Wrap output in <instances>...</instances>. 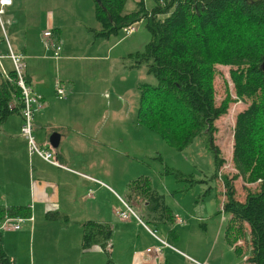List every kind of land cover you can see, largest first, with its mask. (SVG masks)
Here are the masks:
<instances>
[{
  "label": "trees",
  "instance_id": "trees-1",
  "mask_svg": "<svg viewBox=\"0 0 264 264\" xmlns=\"http://www.w3.org/2000/svg\"><path fill=\"white\" fill-rule=\"evenodd\" d=\"M98 1L92 0L96 36L116 35L139 20L144 21L149 34L143 49L128 55L135 67L144 65L145 72L155 80L138 85L136 124L176 149L187 147L202 133L209 136L214 163L210 178L219 179L223 188L221 210L228 214L224 232L232 235L227 242L239 241L234 250L244 247L247 263L264 264V0H152L150 9L138 0L127 12L126 0ZM217 65L231 67L229 78L235 98L248 100L232 126L230 160L235 174L230 178L219 172L223 160L212 143L215 120L231 101L226 92L219 104L215 103L213 78ZM6 75L8 78L0 71V123L11 114L21 118L16 75L13 69ZM23 80L28 85L24 72ZM172 174L178 181L186 178L187 188L193 182L190 176ZM238 177L245 184L255 183L242 201L235 198L232 184ZM126 189L128 196L141 201L148 219L163 224L174 221L163 195L146 176L127 182ZM6 216L28 217L30 210L0 206V222ZM109 237L107 225L92 221L83 224L82 247L98 244L104 249ZM0 264H10L1 245Z\"/></svg>",
  "mask_w": 264,
  "mask_h": 264
},
{
  "label": "rangeland",
  "instance_id": "rangeland-1",
  "mask_svg": "<svg viewBox=\"0 0 264 264\" xmlns=\"http://www.w3.org/2000/svg\"><path fill=\"white\" fill-rule=\"evenodd\" d=\"M137 1L126 0L124 10L127 12L134 9ZM142 1L146 9L151 8L152 0ZM89 2L92 6V0ZM81 5L82 0H13L12 6L4 9L11 8L10 15L14 14L12 18L16 17L17 23H19V19H21L20 21L24 20L23 22L28 28L25 36L23 34L18 36L17 46H22L26 40L30 42L28 45H31L38 38L43 49L42 39L37 34L41 35L43 26L49 27L45 21L50 18L53 20V26L60 22L64 24L61 41L57 39L56 42L59 47L60 43L64 42V47L68 46L72 50L71 52L81 54V52H85V48L88 49V52H93L99 45V53L103 54L108 43H114L110 51L106 53L108 60L80 61L84 75L89 77L92 74L96 78L103 76L108 78L111 84L112 92L109 96L107 89H98L99 85L96 82L93 98L88 99V113L97 122L95 129L97 126L101 128L105 124L100 134L105 141L110 143L107 148L108 168L102 167L106 164L104 160L94 159L95 166L87 169L86 173L99 178L101 184L91 187L92 198L86 197L87 189L80 187L75 190L71 197L73 203L69 204V222L59 230V233L55 232L54 225L36 217L31 231L32 239L30 240L28 263L25 264L43 262L39 241L44 242L45 245L42 247L50 251L62 246L69 248L71 252L69 255L74 257L76 248L80 249L82 246L81 234L83 233L79 229L80 222L86 218L96 220L104 218L106 221L107 216L110 217L107 221L111 228L107 244L111 250L113 247L121 250L123 246L130 247L133 243L132 250H137L148 238L147 242L152 239L147 231L150 230L175 249H166L165 260H156L153 264H249L245 261L247 252L244 247L238 252L234 250V246L239 244V241L235 239L234 244L227 242L228 239H232V235H226L224 232L228 214L221 210L223 188L219 179L210 178L214 163L209 136L202 133L196 136L187 147L176 149L168 145L159 135L135 122L138 99L137 84L141 82L153 84L155 80L145 72L144 65L134 70L123 69V65H133L135 62L133 59L123 61L120 57L129 52L143 49L149 39L144 21L139 20L133 23V32L128 35H125L123 29H120L116 35H110L109 38L93 37L91 30L88 31V28L94 26L95 30L98 29L93 12H89V18H86L85 15L81 17L82 22H85L84 26L80 27V24L78 25L73 19L72 10H77L79 7L80 11ZM18 8L24 11V15L16 10ZM13 9H15L14 12ZM6 15L8 12H5L4 16L0 15V21L4 28ZM56 37L59 38L58 35ZM92 39L95 40V45L90 44L85 47L86 42ZM106 39L109 42H106ZM0 43L6 51L1 28ZM11 48H13V44ZM56 67V65L53 66L54 75L58 79H63ZM75 68L72 66L66 70L71 78L74 76ZM230 68V66L217 65L213 78L215 103L219 104L226 92L231 99L225 113L215 120V131L212 134V143L217 147L218 156L223 160L219 172L228 178L235 174L230 160L234 118L237 112L248 104V100L243 102L235 98L229 78ZM60 84L62 87L64 86V89L67 86L61 82ZM104 109L108 111L106 114L100 115ZM14 118L16 116H11L8 119ZM97 150H105V148L96 146L92 149L93 154H96ZM165 170L170 173H166ZM172 172L190 176L193 180L190 187L187 188L184 185L187 184L186 178L183 181H178ZM139 176H146L150 185L163 195L175 221L167 224L155 223L147 218L142 204H135L128 200L126 184ZM232 184L235 198L239 201L243 200L247 192H251L255 188V183L245 184L239 177L232 181ZM132 199L137 198L132 197ZM121 202L129 205L139 218V221L131 218L137 224L136 226L119 221L114 215L112 209L121 206ZM37 207H40L39 212L45 211L44 205L38 203ZM121 208L123 207L121 206ZM176 219L184 223L179 224ZM28 224L22 222L20 228L28 230ZM4 231L1 230V233ZM50 255L48 254V258H45L43 264H47Z\"/></svg>",
  "mask_w": 264,
  "mask_h": 264
},
{
  "label": "crops",
  "instance_id": "crops-1",
  "mask_svg": "<svg viewBox=\"0 0 264 264\" xmlns=\"http://www.w3.org/2000/svg\"><path fill=\"white\" fill-rule=\"evenodd\" d=\"M12 4L13 0H11L10 5L3 7L2 14L4 15L5 12H8V15L4 19L5 28L0 21V28L3 33L5 45L6 48L9 46L13 52L22 55L25 79L33 91L42 97L44 102V106L35 111L33 115L32 126L34 139L38 145L50 147L48 144V136L52 132H56L59 135L57 146L50 147L55 160L59 164L53 165L42 160L35 154L30 156L27 154L26 143L18 133L21 122L19 114H11L0 123V206L28 207L30 210V216L28 217L32 218L31 221H25L29 223L28 230L19 228L18 230H5L1 233L0 245L8 256L10 264H19L21 262L25 264L28 263L30 240L32 239L31 231L36 217L39 220L42 219L54 225L56 227L55 232L59 233V230L63 229L69 222V204L73 203L71 197L75 190L80 187L87 189L85 191L86 197L92 198L93 193L91 187L101 184L99 178L89 176L86 173L87 169L95 166L94 159L104 160L106 164L102 167L108 168L107 160L109 156L107 148L110 143L109 141H105L100 134L105 124L103 127L100 128L97 126L95 129L97 122L88 113V99L93 98V93L96 90V82L99 85L98 89H107L109 96L112 92L110 90L111 84L108 78H104L103 76L96 78L92 74L89 77L88 75H84L80 61L95 62L108 60L106 53L110 51L114 43L110 44L109 40L106 39V42L109 43L103 54L99 53V45H97V49L93 52H88V49L85 48V52L78 54L77 52H71L72 50L68 46L64 47L65 43L63 42L61 44V42L56 58L52 57L50 51L48 52L42 49L38 38L31 45H28L30 42L26 40L22 46H17L18 36L21 34L25 36L28 28L25 22H23L24 20L20 21L21 19H19V23H17L18 20L16 21V17L12 18L14 14L10 15L11 8L4 10L7 7H11ZM81 8L80 11L79 7H77V10H72L73 19L78 25L80 24V27L85 25L81 17L85 15L86 18H89V12H93L89 0H82ZM16 10L24 15L23 10L19 8ZM14 11L15 9H13ZM45 23H48L47 25L50 28L43 26L41 30H50L52 32L51 34H53L52 38L53 36L55 38L53 40L55 42L57 39L60 40L64 24L60 22L53 26L54 24L51 18L45 21ZM89 29L93 37H101L94 34L95 26L88 28V31ZM37 36L42 39V33L41 35L37 34ZM103 38H109V36ZM94 42V39L86 42L85 47L90 44L95 45ZM12 44L13 48H11ZM4 49L0 43V55L2 56L0 58V65L3 71L7 73L12 69V66L9 58L6 56L7 50L4 51ZM131 53L133 52L127 53L125 56L120 57V59L123 61L125 59L131 60L128 57ZM54 65L57 66V71L63 79H58L54 75ZM134 65H123L122 68L134 70L141 66L135 67ZM72 66L76 67L73 78L68 76L69 73L66 71L67 68ZM55 80L67 85V89H64L65 95L62 98L57 97L54 93L53 86ZM141 83L137 84V88ZM107 111V109H104L100 115L106 114ZM11 116H16V118L8 119ZM118 140L120 141L121 139ZM96 146H102L105 150H97L98 152L93 154L92 149ZM105 155L107 157L106 160ZM106 187L108 188V186ZM127 197L128 200L135 204H141L138 198L135 200L132 199L135 196H128L127 194ZM38 203L45 206L44 212H39L40 207H37ZM121 206L123 207L122 202ZM121 206L113 208V213L117 208L123 209ZM61 209L64 210L62 211ZM49 212H53L54 214H47ZM131 217L126 220L117 218L119 221L136 226L137 224L134 223V220L139 221V218L132 217L133 220ZM87 219H84L79 224V229L82 233L83 224L92 221L107 225L111 235V228L108 225L109 221H107L110 217L107 216L105 218L106 221L104 218H98L97 220ZM178 220L176 219L177 222ZM178 223L183 224L184 222L181 221ZM147 231L152 239H150V242H147L149 238L147 241L145 240L146 242L137 250H132L131 248L134 243L130 247L127 245L126 247L123 246L121 250L117 247H113L114 250H111L106 242L104 249L98 244H91L88 247L81 246L80 249L76 248V255L73 257V255H69L71 254L69 248H64L63 246L54 248L53 250L51 249L50 251L42 247L45 245L44 242L39 241V247L43 262L45 258H48V254H51L47 264H153L156 260H165L166 249L175 250L174 247L165 240L157 237L154 231ZM156 245L162 246L159 256L144 252L145 248ZM43 262L40 264H43Z\"/></svg>",
  "mask_w": 264,
  "mask_h": 264
},
{
  "label": "built area",
  "instance_id": "built-area-1",
  "mask_svg": "<svg viewBox=\"0 0 264 264\" xmlns=\"http://www.w3.org/2000/svg\"><path fill=\"white\" fill-rule=\"evenodd\" d=\"M11 0H0V15L3 13V7L10 5ZM133 25V24H132ZM129 25L123 28V32L125 35H128L133 32V26ZM42 45L45 51H50L52 57L56 58L58 56L59 45L53 40L52 34L50 30H44L42 32ZM6 56L9 58L11 62L12 69L16 75V85L20 89L21 93V101H22V108H21V123L19 125V134L22 139L26 143L27 154L30 155H37L42 160L53 164L59 165L55 160L52 152L48 148H43L42 146L38 145L33 136V126H32V119L33 114L35 111L41 109L44 105L42 97L33 91V89L25 84L23 80V68L24 64L22 62V55L19 53H14L9 46H7ZM2 56L0 55V58ZM1 73L4 77L8 78L6 73L3 71L0 65ZM54 93L59 98L65 95V90L60 84L58 80L54 82ZM123 209H116L114 214L122 220L128 219L130 216L135 217L138 219L137 215L134 211L124 202ZM31 221V217H9L6 216L0 222V231L1 230H18L20 228V223L25 221ZM178 222H181L178 220ZM164 244L163 242H161ZM161 245L150 246L144 249L145 253H153L155 256H159L161 252Z\"/></svg>",
  "mask_w": 264,
  "mask_h": 264
},
{
  "label": "water",
  "instance_id": "water-1",
  "mask_svg": "<svg viewBox=\"0 0 264 264\" xmlns=\"http://www.w3.org/2000/svg\"><path fill=\"white\" fill-rule=\"evenodd\" d=\"M246 3H253L259 0H244ZM96 3H99L98 0H95ZM58 139H59V135L56 132H52L49 136H48V144L50 147H56L57 143H58Z\"/></svg>",
  "mask_w": 264,
  "mask_h": 264
},
{
  "label": "bare ground",
  "instance_id": "bare-ground-1",
  "mask_svg": "<svg viewBox=\"0 0 264 264\" xmlns=\"http://www.w3.org/2000/svg\"><path fill=\"white\" fill-rule=\"evenodd\" d=\"M4 16V15H3ZM4 18V17H3ZM52 33V32H51ZM53 35V34H52ZM53 39L55 40L54 36H53ZM57 41V40H56ZM11 80V79H10ZM58 97V96H57ZM132 218V217H131ZM24 224V223H23Z\"/></svg>",
  "mask_w": 264,
  "mask_h": 264
}]
</instances>
